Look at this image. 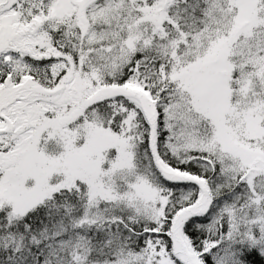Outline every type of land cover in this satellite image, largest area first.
<instances>
[{"label":"snow or ice","instance_id":"1","mask_svg":"<svg viewBox=\"0 0 264 264\" xmlns=\"http://www.w3.org/2000/svg\"><path fill=\"white\" fill-rule=\"evenodd\" d=\"M0 264H264V0H0Z\"/></svg>","mask_w":264,"mask_h":264}]
</instances>
